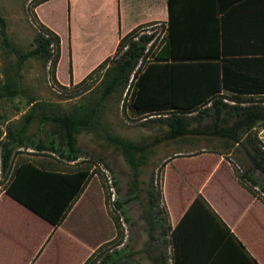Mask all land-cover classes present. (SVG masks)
Returning <instances> with one entry per match:
<instances>
[{"label": "trees", "instance_id": "obj_1", "mask_svg": "<svg viewBox=\"0 0 264 264\" xmlns=\"http://www.w3.org/2000/svg\"><path fill=\"white\" fill-rule=\"evenodd\" d=\"M46 1L49 0H36L35 7ZM175 3L176 0L168 1L169 22L165 29L166 34L162 37L160 45L151 53L148 61L141 62L138 66L139 61L144 59L146 46L152 41V35H141L133 40L132 30L119 40L111 57L106 58L84 79L75 84L81 86L94 74L103 71L102 90L98 99L86 105L79 104L70 113L55 114L50 104L37 102L36 99L28 96L27 112L19 122L6 126L4 137L0 141V174L8 173L13 151L20 148L57 153L61 157L75 161L76 135L81 130L91 132L118 150L129 167L128 197L114 202L115 209L119 210V215L126 222L129 218L124 207L130 200L140 198L139 168L147 163L146 152L150 147L161 141H172L186 136L218 139L226 147L242 150L252 169L258 170L264 177V145L257 136V129L264 127V97L245 103L235 102L232 105L222 102L218 93L222 87L226 88L224 66L221 69L219 63L208 60L212 59L209 57H213L208 54L184 56L177 50L173 13ZM39 25L30 49L22 52L9 41L6 23L0 17V46L5 53L15 57L14 64L4 69L0 99L21 96L19 72L21 66L30 58L40 59L45 65L48 64L51 77L55 79L60 40L53 31L41 23ZM203 63L214 66L216 70L214 83L211 81L190 87L178 80L182 68H193ZM68 73L71 77L70 66ZM262 75L248 77L236 74L237 83L243 87L238 93L264 94V73ZM131 86L133 89L130 93V108L133 111L147 116L165 115L163 122L167 128L166 132L150 143L136 144L111 134L104 127H99L102 101L116 91L123 92L125 89L129 91ZM207 104L209 108L206 109ZM195 111H198L200 117L209 115L212 118L211 123L203 127L190 128L186 116ZM35 119L41 127L44 124L51 125L46 142L34 141L27 136L28 129ZM60 144H63L66 150H59L57 145ZM234 173L238 184L264 204V200L247 188L242 181L246 179L252 188H258L264 194L263 187L251 179L250 171L239 174L235 170ZM89 178L90 174L85 169L69 172L45 170L30 161H23L12 169L4 185V192L52 225H58L82 193ZM146 202L147 207L141 216L146 225L147 236L149 240L154 241V234L157 233L158 238L161 237L163 246H170L171 264H195L196 261L197 264H201V260L225 257L227 251L231 249L230 241L241 247L225 224L200 196L193 200L174 228L170 227L160 189L150 184ZM195 220L198 221L193 223ZM115 228L118 230L116 223ZM113 244L114 249L104 253H102L104 245L100 246L83 264H124L127 258V254L124 253L125 248L116 249L122 244V238ZM152 264H168L165 252H160L152 259Z\"/></svg>", "mask_w": 264, "mask_h": 264}, {"label": "crops", "instance_id": "obj_2", "mask_svg": "<svg viewBox=\"0 0 264 264\" xmlns=\"http://www.w3.org/2000/svg\"><path fill=\"white\" fill-rule=\"evenodd\" d=\"M56 1L64 5L67 19L68 77L73 84L111 57L119 40L135 28L160 22L165 36L169 22V0H49L36 6L35 14L58 35L60 54L61 30L40 12ZM174 8L178 52L184 56L208 54L213 56L208 60L219 63L221 69L224 66L226 88L218 93L222 102L232 105L264 97L262 93H238L243 87L236 76H263L264 0H176ZM182 69L178 80L184 85L216 81L214 66L203 63ZM257 136L264 145V127L257 129ZM3 137L4 133L0 141ZM215 156L217 162L164 164L161 193L170 227L179 223L200 196L243 248L230 241L225 257L201 260V264H264V204L238 184L234 166L222 154ZM4 185L0 186V264H83L104 244V237L98 240L85 234L91 230L83 225L88 211L79 208L84 194L73 202L61 223L52 225L7 195ZM98 225L92 231H98Z\"/></svg>", "mask_w": 264, "mask_h": 264}, {"label": "rangeland", "instance_id": "obj_3", "mask_svg": "<svg viewBox=\"0 0 264 264\" xmlns=\"http://www.w3.org/2000/svg\"><path fill=\"white\" fill-rule=\"evenodd\" d=\"M35 4L36 0H0V17L6 23L8 39L22 52L30 49L32 39L40 27L35 14ZM63 6L61 1H56L40 9L43 16L49 17L59 26L63 37L54 79L56 81L51 77L48 64L45 65L40 59H28L19 72L21 96L0 99V135L4 133L6 126L16 124L27 112L26 98L28 96L36 99L37 102L50 104L55 114H67L72 112L75 106L89 104L100 95L103 71L94 74L81 86H75L71 79L69 82V59L65 36L67 19L66 16L64 18ZM163 30L164 26L160 22L141 25L133 30L131 34L133 40L141 35H152V41L146 46L144 59L139 61L138 66L141 62L148 61L151 53L160 45ZM14 62L15 57L5 53L0 46V86L4 81V69L13 65ZM132 89L131 86L129 91L127 89L123 92L116 91L102 101L99 127H104L111 134L136 144L150 143L166 132L167 128L163 122L165 115L147 116L133 111L130 108ZM186 117L190 128L203 127L212 121L209 115L199 118L198 111ZM50 130L51 125L44 124L41 127L35 119L28 129L27 136L34 141L46 142L49 138L47 132ZM57 146L59 150H66L63 144ZM75 148V161L48 151L38 152L25 148L14 150L8 173L0 174V186L6 183L13 167L23 161H32L60 171L87 170L90 178L82 191L84 195L79 204V208L85 207L84 209L88 211L83 225H86L85 227H88L91 232H85V234H90L92 239L98 240L104 237L102 253L114 249L113 243L122 238V244L116 249L125 248L124 253L127 254V258L124 264H152V259L156 258L160 252H165L167 263L171 264L170 246H163L161 237L158 238L157 233L154 234V241L149 240L146 225L141 216L147 207L148 186L152 184L154 188L162 192V171L166 162H217L215 155L222 154L224 161L230 162L237 173L250 171L251 179L264 189L263 175L258 170L252 169L246 155L236 147H226L218 139L203 136H186L182 139L161 141L150 147L146 152L147 163L139 168L140 198L130 200L124 207L129 218L126 222L119 215V210L117 211L114 207L115 201H122L128 197L127 184L130 170L121 153L103 138L84 130L76 135ZM242 181L247 188L264 200V194L258 188H252L246 179ZM115 223L118 224V230L115 228ZM97 224H99V230L92 231Z\"/></svg>", "mask_w": 264, "mask_h": 264}, {"label": "built area", "instance_id": "obj_4", "mask_svg": "<svg viewBox=\"0 0 264 264\" xmlns=\"http://www.w3.org/2000/svg\"><path fill=\"white\" fill-rule=\"evenodd\" d=\"M263 195V194H262Z\"/></svg>", "mask_w": 264, "mask_h": 264}]
</instances>
